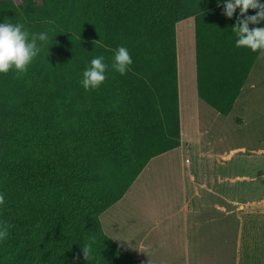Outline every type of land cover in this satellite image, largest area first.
<instances>
[{
    "label": "trees",
    "instance_id": "16d2710c",
    "mask_svg": "<svg viewBox=\"0 0 264 264\" xmlns=\"http://www.w3.org/2000/svg\"><path fill=\"white\" fill-rule=\"evenodd\" d=\"M224 4L0 0V23L47 31L53 43L48 55L37 42L25 73H0V224L9 225L0 264H145L103 232L99 215L150 159L180 145L177 22L194 20L198 99L230 113L260 51L236 46L240 11L229 18ZM120 46L133 61L124 75L112 68ZM98 56L106 79L85 90L82 73Z\"/></svg>",
    "mask_w": 264,
    "mask_h": 264
},
{
    "label": "rangeland",
    "instance_id": "374dc122",
    "mask_svg": "<svg viewBox=\"0 0 264 264\" xmlns=\"http://www.w3.org/2000/svg\"><path fill=\"white\" fill-rule=\"evenodd\" d=\"M175 29L182 130L185 112L189 111L190 127L187 126L192 128L193 137L196 138L197 131L207 129L208 133L203 135L200 146L195 145L188 153L179 149L151 161L126 194L101 215V220L107 227L106 217L112 215L118 229L115 233L117 239H126L133 245L142 237L140 234L149 230L151 233L144 240V245L152 242L155 248L149 254L148 264H234L232 216L231 229L225 232L215 229L220 234L216 237L211 232V220L220 218V213L211 209L198 215L190 214L189 226L186 227L181 209L187 199L185 194L188 198L191 195L189 176H197L200 170L217 175L223 173L227 166H233L237 176L261 175L258 178L264 182V52L252 66L230 113L223 116L196 95L193 18L177 22ZM237 119H242V122ZM207 141L212 142L210 146H207ZM233 148L240 149L234 151L231 158H222ZM206 149H210V155L214 156L199 160L198 152ZM246 160H259L261 163L250 168ZM244 183L245 180H238V186ZM149 206L156 207L157 211L145 214L143 209ZM261 222L264 227V214H255L247 222L243 215L242 236L244 238L247 228L253 226L254 244L252 254L251 246H245L244 241L238 246V264H264V244L260 243L259 234ZM236 233L238 237V225Z\"/></svg>",
    "mask_w": 264,
    "mask_h": 264
},
{
    "label": "crops",
    "instance_id": "0c3cea01",
    "mask_svg": "<svg viewBox=\"0 0 264 264\" xmlns=\"http://www.w3.org/2000/svg\"><path fill=\"white\" fill-rule=\"evenodd\" d=\"M261 52L262 51H260V53ZM177 81L179 83L178 51H177ZM179 118H180V145L173 150L167 151L156 157H153L146 164L144 169L154 159L168 155L169 153L173 151L184 149L188 153L190 149L193 148L195 145L200 146L202 142V137L204 134L208 133V130L206 129L203 131H197L196 138H194L192 135V128H189L190 127L189 122L191 119V115L189 111L185 112L186 120L183 125L184 129L182 130L180 98H179ZM237 120L238 122H242V119H237ZM187 125H189V127ZM211 143L212 142L207 141V146H210ZM238 149L240 148L230 149L229 153H226L222 158H231V154H233L234 151ZM210 152H211L210 149H206L205 151L200 150L198 152L199 155L197 158L199 160L201 159L208 160L214 156V155H210L211 154ZM185 160L187 161V163H190V160L189 161L188 159H185ZM246 163L250 168H252L253 166H257L261 162L259 160H255V161L246 160ZM259 176L261 175H253L252 177L251 176H237L235 174L233 166H227L226 169L223 171V173H218L217 175L206 174L205 171L200 170L197 176H194L193 174H190L189 176V180L191 184V195L188 198L187 194H185V197L187 199L185 200V204H183L182 209H181V214L183 216L186 227L189 226L188 216L190 214L198 215L204 212H209L211 209H215L218 213L221 214L220 218H217L216 220L215 219L211 220V222H213V225H212L213 230H211V232L213 231L212 234H215L217 237L218 235H220L218 234V232H225L227 229H231V216H232V228L235 229L234 264H238V246H240L244 241L245 246H249V248L251 246V254H252V245L254 244V241H253L254 240V236H253L254 227L253 226H249L247 228L244 238L242 236L243 215L247 222L249 218L252 220L255 214H260V215L264 214V182H262V180H259L258 178ZM238 180H242V181L245 180V183L243 185L240 184L238 186ZM143 192L147 196V191L144 190ZM148 197H150L149 194H148ZM212 198H216V199H214L212 202L211 200ZM150 199L151 198H149L148 200L151 202ZM195 199L197 200L194 201ZM190 202H193V203L190 205ZM113 205L108 207L105 211H103L99 215V220H100V224H101L103 232L109 238L115 241L118 245H120L122 248L128 251V253H130V255H132L134 258L140 259L145 264H148L147 259H150L149 254L154 250L155 245L152 242L148 243L147 245L146 244L144 245V240L147 238V236L151 232L149 233V230H147V231H144L142 234H140V236L142 237L139 239L136 245L135 244L133 245L126 239H117L116 237L117 235H115V233L118 231V229L115 228L116 224L113 221V216L110 215L106 217L107 227L104 226L101 220V215H103V213H105ZM156 211H157L156 207L154 206L145 207L143 209V212L148 215L149 214L151 215L155 213ZM208 221L210 222V220ZM237 225H238V237L236 233ZM161 229L159 231H161ZM215 229H218L216 230L218 232L214 231ZM263 231H264V227L262 226V222H261V232H259V234H260V240H261L260 243H262V245L264 244V232ZM161 233L163 234V232ZM195 237L196 236H194V238ZM217 243L219 244L220 242L218 241ZM249 248L246 247V249H249Z\"/></svg>",
    "mask_w": 264,
    "mask_h": 264
},
{
    "label": "clouds",
    "instance_id": "9594fccd",
    "mask_svg": "<svg viewBox=\"0 0 264 264\" xmlns=\"http://www.w3.org/2000/svg\"><path fill=\"white\" fill-rule=\"evenodd\" d=\"M239 8L240 15L237 16L236 23L232 26L238 37L237 47H247L253 52H264V27L249 28V24H258L264 21V3L259 0H225L224 14L231 18ZM257 9L255 15H245L247 10ZM243 17V18H241ZM48 45L50 41L47 31L40 33H30L21 23H0V73H8L15 69L17 73H25L33 59L40 53L41 47L37 42ZM94 40L93 42H98ZM102 46V45H101ZM132 58L128 49L120 46L114 55L112 68L121 75L128 72L132 64ZM107 65L104 63L103 56L95 57L91 60L90 66L82 73L80 83L85 90L97 89L105 81ZM4 203V195L0 194V204ZM9 225L5 222L0 224V240L8 236ZM83 257L89 261L93 259L91 244H86L81 248Z\"/></svg>",
    "mask_w": 264,
    "mask_h": 264
}]
</instances>
